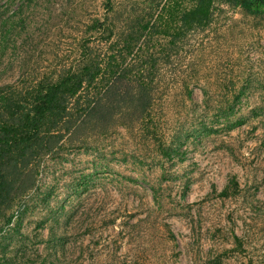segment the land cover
Returning <instances> with one entry per match:
<instances>
[{"label": "rangeland", "instance_id": "rangeland-1", "mask_svg": "<svg viewBox=\"0 0 264 264\" xmlns=\"http://www.w3.org/2000/svg\"><path fill=\"white\" fill-rule=\"evenodd\" d=\"M102 3L0 0V85L56 65L68 37L101 14ZM228 15L237 33L222 46L238 62L250 60L251 77L264 81V16L240 8ZM218 62L230 63L225 55L205 61ZM263 97L246 89L232 118L246 123L229 130L231 120L221 119L214 133H191L198 88L186 107L171 99L166 118L171 128L177 119L184 126L173 143L178 152L166 159L121 128L83 148L63 143L9 212L10 223L0 221V264H264V114L251 113ZM146 149L148 163L139 164ZM234 180L237 191L219 196Z\"/></svg>", "mask_w": 264, "mask_h": 264}, {"label": "trees", "instance_id": "trees-1", "mask_svg": "<svg viewBox=\"0 0 264 264\" xmlns=\"http://www.w3.org/2000/svg\"><path fill=\"white\" fill-rule=\"evenodd\" d=\"M101 5V14L82 20L68 37L56 65L0 85V221L6 224L13 207L36 187L45 158L63 143L83 148L90 137L121 128L154 148L155 158H170L178 152L173 143L184 126L177 119L171 128L166 118L171 99L186 107L198 88L201 113L191 133H214L221 119L231 120L225 125L229 130L244 125L245 117L232 119L243 92L264 91V81L250 75V60L238 62L235 52L222 46L237 33L238 20L228 11L240 8L243 16L257 18L264 16V2L103 0ZM211 55H225L230 63L206 64ZM262 110L264 97L251 113ZM148 151L139 164L148 163ZM237 188L234 180L232 191L219 196L229 197Z\"/></svg>", "mask_w": 264, "mask_h": 264}]
</instances>
